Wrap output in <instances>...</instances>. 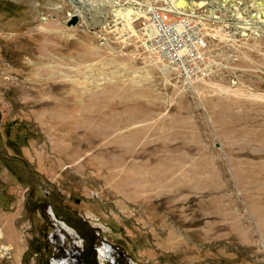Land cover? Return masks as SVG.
Listing matches in <instances>:
<instances>
[{
    "label": "rangeland",
    "instance_id": "obj_1",
    "mask_svg": "<svg viewBox=\"0 0 264 264\" xmlns=\"http://www.w3.org/2000/svg\"><path fill=\"white\" fill-rule=\"evenodd\" d=\"M90 1L0 0V264H83L76 218L97 230L100 264H264L262 244L221 226L263 230L264 0H187L208 31L189 84L145 43L147 3L165 0ZM127 5L132 29H108ZM34 237L51 246L29 251Z\"/></svg>",
    "mask_w": 264,
    "mask_h": 264
},
{
    "label": "built area",
    "instance_id": "obj_2",
    "mask_svg": "<svg viewBox=\"0 0 264 264\" xmlns=\"http://www.w3.org/2000/svg\"><path fill=\"white\" fill-rule=\"evenodd\" d=\"M158 12L157 20L161 32L153 30L149 18L144 24L147 48L155 52L186 83L189 80H202L205 76L203 64L206 61L205 50L208 42V31L204 22L206 17L195 9L176 13L175 8H160ZM187 71L189 74L185 73ZM130 264L136 262L131 261Z\"/></svg>",
    "mask_w": 264,
    "mask_h": 264
},
{
    "label": "bare ground",
    "instance_id": "obj_3",
    "mask_svg": "<svg viewBox=\"0 0 264 264\" xmlns=\"http://www.w3.org/2000/svg\"><path fill=\"white\" fill-rule=\"evenodd\" d=\"M83 1V0H82ZM79 2V1H78ZM106 4L107 3H112L113 4V2L115 3V1H111V0H106V1H104ZM165 2H167V5H166V7H165V9H174L175 8V11H178V13H181L183 10H186V8L187 9H190L189 8V6H188V3H186L187 2V0H165ZM231 2V1H230ZM80 3V2H79ZM95 3V4H94ZM195 3H199V5H195ZM195 3H193L192 5L194 6L193 7V9H196V7L197 6H202L201 4H200V2L199 1H196ZM204 3V2H203ZM221 3H224V4H227L226 3V1H224V0H222V1H217V0H214V2H213V4H211V5H213L214 7H216V5L217 4H221ZM81 4V3H80ZM97 4H100V0L97 2V0H92V1H90L89 2V4H88V7H91V8H93L94 6H96ZM98 6H100V5H98ZM139 8V7H138ZM160 8H162V7H157L156 5H154L153 3H151V2H148L147 3V7L145 8V10L147 9V11H146V13H145V16H147V18H149L150 19V21H151V23H150V26L153 28V30L155 29V31L156 32H158V31H160L161 32V29H160V25L158 24V14H159V9ZM98 9H100V7H98V8H96L95 9V11H98ZM134 9H135V7L134 6H128L127 5V7H123V8H121V7H118V8H115L113 11H115V12H119V13H121V15H122V17H123V19L121 20L120 19V21H118V22H116V23H114V25L113 26H110V24L108 23L107 25H106V27L108 28V29H111V28H114L115 27V31L116 32H118V26L121 24V27L123 28V29H125V27H129L130 29H132V12L134 11ZM192 9V8H191ZM192 9V10H193ZM235 9V8H234ZM233 9V11L235 12V10ZM232 11V12H233ZM213 13H215L214 12V10L212 11ZM237 13V12H236ZM235 13V14H236ZM262 12H257V14H256V16H260V14H261ZM233 15L232 14V18H229L228 20H229V22H231V23H234V24H237V23H240V22H242V23H246L247 24V22L249 21L250 23H251V25H252V27H254V28H256V29H260V28H262V25H263V27H264V22L262 23V25H260L259 24V22L258 21H254V20H248V19H243V18H241V16L240 15ZM263 14H264V12H263ZM142 15H144V14H142ZM139 16V15H138ZM258 16V17H259ZM264 15H262V17H263ZM252 17V16H251ZM261 17V18H262ZM212 18H215V17H212ZM117 20V19H116ZM124 20H126V22L124 21ZM248 20V21H247ZM263 20V19H262ZM261 20V21H262ZM260 21V22H261ZM264 21V20H263ZM228 22V23H229ZM230 23V24H231ZM119 24V25H118ZM161 26L162 27H164L162 24H161ZM248 26V25H247ZM132 31H134V30H132ZM120 37H122V36H124V35H122V33L119 35ZM187 68H185V70H186ZM185 73H187V74H189V71H187V72H185ZM63 230H65L66 232H68L69 234H71V235H73V233H74V230L72 229V227H70L69 225L67 226V225H65L64 226V228H63ZM101 253H102V255L109 261V260H111V259H113V255H112V249L110 250V248L107 246V245H105V244H103L102 246H101ZM53 264H79V261H78V259H77V257H73V256H71V257H68V258H57V259H54L53 260Z\"/></svg>",
    "mask_w": 264,
    "mask_h": 264
},
{
    "label": "trees",
    "instance_id": "obj_4",
    "mask_svg": "<svg viewBox=\"0 0 264 264\" xmlns=\"http://www.w3.org/2000/svg\"><path fill=\"white\" fill-rule=\"evenodd\" d=\"M67 222L78 231L84 241V249L81 254L83 264H100L98 261V253L96 251V245L100 242L97 230L91 227L87 222L79 218ZM50 246L51 243L46 240V244L44 245V247H41L34 237L29 242V251L39 254L41 253L42 249H48V247ZM55 257L60 256L55 255ZM117 261H119L118 264H120V258Z\"/></svg>",
    "mask_w": 264,
    "mask_h": 264
},
{
    "label": "crops",
    "instance_id": "obj_5",
    "mask_svg": "<svg viewBox=\"0 0 264 264\" xmlns=\"http://www.w3.org/2000/svg\"><path fill=\"white\" fill-rule=\"evenodd\" d=\"M224 203H227V205H225ZM220 206L224 210H230V211H232L234 209V207H235L233 205L232 199H228L226 201L222 200ZM212 208H214L213 205H212ZM222 214H224V212ZM230 214H232V212H230ZM239 222L242 223L241 220L239 218H237L236 216H231V217H223V216H221V226L223 228L225 226L228 227V231H227L228 235H234V236H237V237L241 236V238H242V240L240 239L241 242L244 245H248V247L252 246L253 249H256L261 244L264 246V213L259 212L258 217L257 218H253V222L255 224H257L258 226L263 227V230H259V237H257V238H256L255 232H253V230H252L251 225H244V226H242L244 229H240L242 227L239 228L236 225ZM241 234H243V235H241Z\"/></svg>",
    "mask_w": 264,
    "mask_h": 264
},
{
    "label": "water",
    "instance_id": "obj_6",
    "mask_svg": "<svg viewBox=\"0 0 264 264\" xmlns=\"http://www.w3.org/2000/svg\"><path fill=\"white\" fill-rule=\"evenodd\" d=\"M247 14V13H246ZM247 15H249V14H247ZM253 16V15H252ZM79 19H80V16H78L77 14H74V15H70V18L66 21V24L68 25V26H72V25H77L78 24V22H79ZM48 212L54 217V219H55V221H56V223H58V224H60V226H61V228L63 229L64 228V226L65 225H67L64 221H59V220H57L56 219V216H55V213L53 212V209H52V207L50 206V205H48ZM68 226V225H67ZM77 236V235H76ZM105 239V238H104ZM73 243L74 244H79V242L77 241V240H74L73 241ZM82 243V240L80 241V244ZM79 244V245H80ZM102 244H105V245H107L109 248H110V250L112 249V245L111 244H109V243H107V242H104V241H102ZM112 252V255H113V249L111 250ZM113 259H111V261H112ZM111 264H114V262H111Z\"/></svg>",
    "mask_w": 264,
    "mask_h": 264
}]
</instances>
